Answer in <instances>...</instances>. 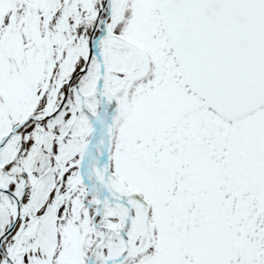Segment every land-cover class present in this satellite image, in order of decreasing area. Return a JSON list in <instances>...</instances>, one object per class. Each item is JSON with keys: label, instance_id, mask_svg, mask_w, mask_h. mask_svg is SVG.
Segmentation results:
<instances>
[{"label": "snow or ice", "instance_id": "6c2138e0", "mask_svg": "<svg viewBox=\"0 0 264 264\" xmlns=\"http://www.w3.org/2000/svg\"><path fill=\"white\" fill-rule=\"evenodd\" d=\"M0 264H264V0H0Z\"/></svg>", "mask_w": 264, "mask_h": 264}]
</instances>
